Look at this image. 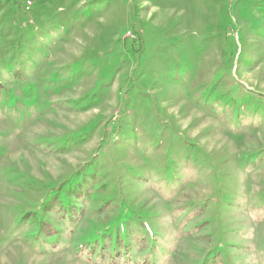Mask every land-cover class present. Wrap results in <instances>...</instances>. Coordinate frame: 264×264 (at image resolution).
<instances>
[{"label": "rangeland", "instance_id": "1", "mask_svg": "<svg viewBox=\"0 0 264 264\" xmlns=\"http://www.w3.org/2000/svg\"><path fill=\"white\" fill-rule=\"evenodd\" d=\"M119 255L264 264V0H0V264Z\"/></svg>", "mask_w": 264, "mask_h": 264}, {"label": "trees", "instance_id": "2", "mask_svg": "<svg viewBox=\"0 0 264 264\" xmlns=\"http://www.w3.org/2000/svg\"><path fill=\"white\" fill-rule=\"evenodd\" d=\"M114 264H124L123 261H121V255H119L118 257L115 258Z\"/></svg>", "mask_w": 264, "mask_h": 264}, {"label": "built area", "instance_id": "3", "mask_svg": "<svg viewBox=\"0 0 264 264\" xmlns=\"http://www.w3.org/2000/svg\"><path fill=\"white\" fill-rule=\"evenodd\" d=\"M30 7V2H27L26 3V8H29Z\"/></svg>", "mask_w": 264, "mask_h": 264}]
</instances>
